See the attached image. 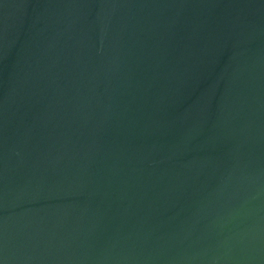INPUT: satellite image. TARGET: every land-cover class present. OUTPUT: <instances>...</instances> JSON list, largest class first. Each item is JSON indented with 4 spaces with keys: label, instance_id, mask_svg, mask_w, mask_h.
I'll use <instances>...</instances> for the list:
<instances>
[{
    "label": "water",
    "instance_id": "95a60500",
    "mask_svg": "<svg viewBox=\"0 0 264 264\" xmlns=\"http://www.w3.org/2000/svg\"><path fill=\"white\" fill-rule=\"evenodd\" d=\"M0 264H264V0H0Z\"/></svg>",
    "mask_w": 264,
    "mask_h": 264
}]
</instances>
